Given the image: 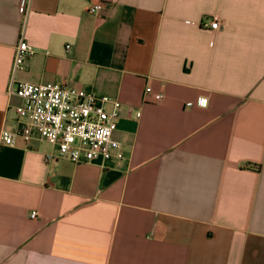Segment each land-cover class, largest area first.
<instances>
[{"label":"crops","instance_id":"0c3cea01","mask_svg":"<svg viewBox=\"0 0 264 264\" xmlns=\"http://www.w3.org/2000/svg\"><path fill=\"white\" fill-rule=\"evenodd\" d=\"M21 2L0 0V132L23 38L19 80L121 100L125 158L0 145V264H264V0Z\"/></svg>","mask_w":264,"mask_h":264},{"label":"built area","instance_id":"2783aa9c","mask_svg":"<svg viewBox=\"0 0 264 264\" xmlns=\"http://www.w3.org/2000/svg\"><path fill=\"white\" fill-rule=\"evenodd\" d=\"M20 7L22 12L27 10L26 0H22ZM102 7V2H94L89 10L98 13ZM205 25L213 29L221 26L216 18ZM35 51V47L23 38L16 45L10 91L22 102L16 107L19 115L17 127L0 132V145L15 146L20 138L29 143L38 137L48 140L56 148L57 153L48 154L47 160L68 159L82 163L124 159L123 144L113 137L121 114V100L65 83L19 80L17 72L25 68L27 59ZM145 94L155 100L164 97L152 87H147ZM199 104L205 105L206 99L201 98ZM36 216V212L31 213L32 218Z\"/></svg>","mask_w":264,"mask_h":264}]
</instances>
